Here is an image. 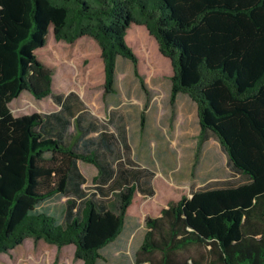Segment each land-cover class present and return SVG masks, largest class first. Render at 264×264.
<instances>
[{
	"label": "trees",
	"instance_id": "trees-1",
	"mask_svg": "<svg viewBox=\"0 0 264 264\" xmlns=\"http://www.w3.org/2000/svg\"><path fill=\"white\" fill-rule=\"evenodd\" d=\"M131 24L144 26L170 62V104L178 93L197 104V150L212 134L246 179L170 198L146 215L134 264H264V0H0V252L32 237L73 244L75 258L96 264L122 232L136 185L117 191L115 210L107 194H67L72 174L84 180L76 160L103 171L96 152L48 136L46 114L16 116L9 102L24 90L51 93L52 68L39 53L50 29L58 42L94 41L104 93L113 92L118 56L138 75ZM220 157L209 154L203 176H219ZM57 194L70 195L61 220L37 209ZM165 195L175 197L158 198Z\"/></svg>",
	"mask_w": 264,
	"mask_h": 264
},
{
	"label": "rangeland",
	"instance_id": "rangeland-1",
	"mask_svg": "<svg viewBox=\"0 0 264 264\" xmlns=\"http://www.w3.org/2000/svg\"><path fill=\"white\" fill-rule=\"evenodd\" d=\"M144 28L142 25L131 24L128 29L127 43L138 56V75L131 60L119 56L116 67L118 74L114 81L117 88L115 95L103 94V65L98 58L99 49L95 42L85 38L73 44L58 42L50 29L46 45L39 51L41 58L51 66L53 72V91L48 98L49 103L43 105L40 99L26 90L9 102L13 115L42 114L58 110L60 104L56 101L62 96L65 97L69 92L77 93L80 105L75 108L76 111L81 109L79 115L90 136H100V132H118V126L125 125L130 146L122 154L119 150H114L109 154L111 160L128 159L130 163L127 168L131 170L140 164L141 157L152 162L156 156L161 163H165L160 168L167 173V177H172L170 180L176 182L173 187L160 176L155 179L158 195L171 191L175 197L165 195L160 200L158 195H137L126 215L122 236L116 243L112 242L104 247V259H98L96 264H134L135 252L146 230L145 216L157 215L170 198L190 195L195 189L223 187L246 181L241 174L232 170L217 139L209 138L197 150L196 136L192 139L193 143L188 144L184 136L176 134L186 127L178 106L187 103L189 97L186 100L183 95L187 94L181 93L179 105L170 104L172 67L169 60L159 54L155 39L146 34ZM189 103L191 107L195 104ZM69 107L71 109L74 106ZM197 126L199 127L198 122L193 118L191 128L196 129ZM174 137L177 141L172 144ZM216 151L221 156L219 176L205 177L202 174L209 154ZM79 163L87 177L82 185L85 197L100 199L96 191L99 185L95 179L96 167L83 161ZM67 199L66 195L57 194L42 201L37 209L45 212L49 210L47 213L56 215L61 220ZM117 200V191H114L109 198V205L114 210ZM0 264H82V261L75 258L73 244L57 246L42 239L27 237L13 249L0 252Z\"/></svg>",
	"mask_w": 264,
	"mask_h": 264
},
{
	"label": "crops",
	"instance_id": "crops-1",
	"mask_svg": "<svg viewBox=\"0 0 264 264\" xmlns=\"http://www.w3.org/2000/svg\"><path fill=\"white\" fill-rule=\"evenodd\" d=\"M118 57L116 59V67H117ZM116 67H115V77L118 74V73L116 74ZM52 91H53V75H52ZM52 91L50 94L45 96V98L44 97L43 99L40 98V101L43 105L49 103L48 98L52 94ZM69 93L66 94L65 97L62 96V98L58 99L57 101L55 99V101L60 104V108L58 110H52L50 112L42 113L47 115V118L45 117V121L43 122V129L44 131H46V134L48 136L55 137L61 140L64 144L72 146L73 148L81 152L95 151L103 166V171L99 173V168L91 162H87L81 159L76 160L77 168L84 177V180L82 181L80 180V178L78 179V177L75 176V174H72V181L69 183L67 194H72L77 191L78 192L84 191L82 185L87 181V177L80 166L79 162L81 161L92 164L96 167L97 174L95 175V179L98 180L99 182L96 191L98 192V194L99 193L107 194L108 197H110V194L113 193L114 191H118L126 183L136 185L137 195H141L143 197L158 195L157 186L155 184L156 176H160L166 182H168L173 187H175L174 185L176 184V182H174V180H170L172 177L171 176L167 177V173L164 172L162 168H160L163 167L165 163H161L159 159L156 158V156L152 162H149L140 156L141 157L140 164L137 165L135 168H132L131 170L127 168L128 163H130L128 159L120 158L117 160H111L109 154L112 153L114 150L117 149L121 153L126 151L130 146L128 140L129 133H126L125 125L124 127L118 126L120 128V129L118 128L119 129L118 132H112V131L108 133L100 132L101 133L100 136L99 134H97L98 136L96 137L90 136V134L86 132V126L83 124L82 118L79 115L81 109L76 111L75 108L76 105H80L78 102V95L77 93L74 92H69ZM116 93H117V88H115L113 92H109L106 94L104 93V89H103V94L105 96L115 95ZM180 94L181 93H178L176 100L174 102V104L176 103L177 106L179 105V98L181 97ZM183 97H185V99L187 100V97L189 96L183 95ZM189 98L187 103H185L183 106L181 105L178 106L180 115L181 117H183L182 120L185 121L186 127L184 129L180 128L181 130L178 129L179 131L177 130L178 132L176 134L180 137L184 136L187 139L188 144H192L193 143L192 139H194L193 138L194 136H196V139L199 140L200 125L198 121L197 104L191 98L189 100ZM189 102L195 103L193 104V107H191V104ZM69 105L74 107L73 108L71 107L70 109ZM193 118L196 119V122H198L199 125V127L197 126L196 129L191 128V122L193 121ZM127 128H128V124H127ZM209 138L216 139L212 134L207 133L205 141L208 140ZM171 141L173 142L172 144H175L177 141L176 137H174L173 140ZM117 161H119V164ZM153 166L156 167V169ZM66 196L69 198L70 195H66ZM47 212H49V210H47ZM125 223H126V217H125L124 227H125ZM123 231L124 228L122 232ZM122 232L117 236V238L114 241H112L113 244L119 240V238L122 236ZM104 247L100 249L101 255Z\"/></svg>",
	"mask_w": 264,
	"mask_h": 264
},
{
	"label": "bare ground",
	"instance_id": "bare-ground-1",
	"mask_svg": "<svg viewBox=\"0 0 264 264\" xmlns=\"http://www.w3.org/2000/svg\"><path fill=\"white\" fill-rule=\"evenodd\" d=\"M210 162H211V160H210ZM211 164H212V162H211ZM209 168H212V167L209 166Z\"/></svg>",
	"mask_w": 264,
	"mask_h": 264
}]
</instances>
